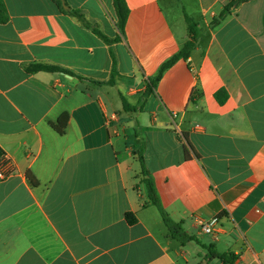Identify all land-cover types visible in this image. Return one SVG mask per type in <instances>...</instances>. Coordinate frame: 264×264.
Segmentation results:
<instances>
[{"label":"crops","instance_id":"1","mask_svg":"<svg viewBox=\"0 0 264 264\" xmlns=\"http://www.w3.org/2000/svg\"><path fill=\"white\" fill-rule=\"evenodd\" d=\"M2 1L0 264H264V0Z\"/></svg>","mask_w":264,"mask_h":264},{"label":"trees","instance_id":"2","mask_svg":"<svg viewBox=\"0 0 264 264\" xmlns=\"http://www.w3.org/2000/svg\"><path fill=\"white\" fill-rule=\"evenodd\" d=\"M54 3H56V5L67 15L73 16L75 17L79 22L82 23L83 26H86L88 28H92L93 25L86 20L85 16L77 10H71V11H66L63 9V0H52ZM234 5V2H230L228 5H226V7L224 8L222 14L220 15L219 19H223L230 11V8ZM114 7L116 10V16H117V26L118 29L120 30L121 33H124L125 31V26L127 23V18H128V14H129V9H128V5L126 3V0H114ZM6 12L3 1L0 0V22L4 23L7 21L8 17L7 16H3L2 13ZM187 19V23L189 25V29H190V40L185 44L184 48L177 53L176 55H174L170 60H168L167 62H165L160 70L159 73L157 75V77L154 80L153 85H156V83H158L160 81V79L162 78L164 72L166 70H168L169 68H171L178 60H180L181 58L184 59H188L191 53V50L195 47L196 45V41H197V35H198V29H197V23H195L191 18L186 17ZM94 29V28H93ZM96 31V33L108 44L112 43V40L108 39L105 35H103L100 31L94 29ZM27 71L29 73H38L41 71L44 72H55V71H63L66 72L64 69L57 67V66H50V65H44V64H34V65H30L27 68ZM115 77V70L112 74V80H110V83H113V79ZM149 91V90H148ZM224 92V91H222ZM222 92H220L217 95V98L220 101H223V98L221 97ZM225 98V97H224ZM124 107L125 109L128 110V104L124 101ZM133 110V109H130ZM69 114L68 113H64L59 120L57 121V123H51L52 127L61 135L65 134L67 126H68V122H69ZM3 156V152L0 149V157ZM140 162L142 164V172L144 175L147 174L146 168H145V164H144V159L143 157L140 158ZM30 179L32 180V182L34 184H36V180L35 178H33L32 176H30ZM147 188H148V193L149 196L151 197V199L153 200V202L155 203L156 206H158L162 218L166 224V226L168 227L170 233L172 234V236L179 240L180 242L184 243V242H188V241H193L196 240V238L188 236L183 229L181 228V225L178 223H175L166 213L165 211L159 206V204L157 203V196H156V192L155 189L153 187V183L151 181H147ZM126 218L128 220L129 224H135L136 223V218L131 215V214H126ZM220 259L225 260L226 256L225 255H219L218 256Z\"/></svg>","mask_w":264,"mask_h":264},{"label":"built area","instance_id":"3","mask_svg":"<svg viewBox=\"0 0 264 264\" xmlns=\"http://www.w3.org/2000/svg\"><path fill=\"white\" fill-rule=\"evenodd\" d=\"M14 173L11 159L5 154L0 157V181L7 179ZM217 219L204 221L201 225V230L205 234H213Z\"/></svg>","mask_w":264,"mask_h":264},{"label":"water","instance_id":"4","mask_svg":"<svg viewBox=\"0 0 264 264\" xmlns=\"http://www.w3.org/2000/svg\"><path fill=\"white\" fill-rule=\"evenodd\" d=\"M63 7H64L66 10H69V9H70L65 3H63Z\"/></svg>","mask_w":264,"mask_h":264}]
</instances>
